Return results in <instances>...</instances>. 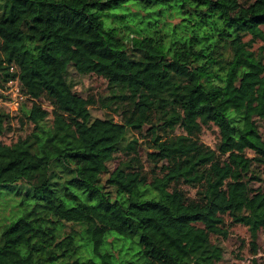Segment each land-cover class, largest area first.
Returning <instances> with one entry per match:
<instances>
[{
	"label": "trees",
	"instance_id": "obj_1",
	"mask_svg": "<svg viewBox=\"0 0 264 264\" xmlns=\"http://www.w3.org/2000/svg\"><path fill=\"white\" fill-rule=\"evenodd\" d=\"M167 2L0 0V86L17 78L25 96L15 111L0 104V134L19 110L33 126L0 140V192L23 194L17 217L0 227V264H228L210 238L226 235L224 214L246 226L252 254L259 233L264 240V185L250 189L264 166L255 122L264 118V45L252 46L264 41V0ZM127 3L170 5L183 19L177 31L148 19L129 37L133 55L123 29L107 24L139 14ZM67 47L83 55L72 63L78 73L106 77L102 101L119 120L91 116L96 99L76 92L60 64ZM209 123L214 147L198 138ZM144 126L160 173L149 179L134 155L107 171L116 152L136 150V138L121 145L128 128Z\"/></svg>",
	"mask_w": 264,
	"mask_h": 264
},
{
	"label": "rangeland",
	"instance_id": "obj_2",
	"mask_svg": "<svg viewBox=\"0 0 264 264\" xmlns=\"http://www.w3.org/2000/svg\"><path fill=\"white\" fill-rule=\"evenodd\" d=\"M172 0H168L167 3H170ZM240 4H246L249 0H236ZM127 7V11L134 13H139L138 15L132 17L133 20L127 19H116L113 16L107 17V24H115L119 28L121 27L123 30L121 35L125 43L127 44V50L135 54L134 50L130 47L129 37L133 34L146 31V21L148 19L156 21V29L159 31H164L166 28H174L175 31L178 30L176 27L177 24L183 19L181 15L178 14L176 8H173L170 5L159 6V7H148L146 9L138 8L136 5L132 3L125 4ZM121 11H117L116 13H120ZM110 15H115L111 13ZM130 18V15H128ZM123 25H130L131 29L125 28ZM261 28L264 32V26L261 25ZM248 35L244 36V39H248ZM259 44L264 45V41L255 40L252 44L253 48H256ZM216 49H221V55L226 56L229 52V47L221 43V41L215 42ZM83 55L77 50L67 47L62 51V54L59 58L60 64L62 67H67L68 72L67 76L69 80L73 84V89L79 94L85 97H93L96 99L95 103L89 106L91 116L92 117H113L115 120H119L120 116L115 112L110 105L103 104L102 97L107 94V79L102 75H98L95 73H86L81 74L78 73L74 67L72 66L73 62H78L81 60ZM6 85V83H5ZM17 83L11 82L8 85V89L1 90L0 89V99L1 104L4 105L11 111H15L19 108L21 101L25 98H22L17 93ZM3 91V92H2ZM17 101L20 102L17 105ZM39 102H41L42 106L45 107L48 111L51 110L52 106L49 101L40 98ZM30 104L29 101L24 100L23 104ZM14 113V112H13ZM21 113V114H20ZM23 119V120H21ZM52 115L51 113L44 119V124H51ZM256 126L261 134L264 136V118L256 119ZM10 128L4 129V131L0 134V140L10 143L13 142L19 135H23L30 131L33 126L28 123L22 115V111L19 110V113L10 117L9 121ZM178 129H175L173 132H178ZM160 134L162 131H158ZM137 139L135 143V151H131L126 154L125 150H119L116 152L115 156L107 161V171L113 170L116 166L120 165V163L134 155L137 159H140L143 164V171L146 173L147 177L150 179L154 173H160V165L163 164L164 160L154 161L148 155L149 152L154 150L153 142L151 140L150 133L147 131V127L144 126L141 130H134L128 128L126 135L124 136L121 145H126L131 139ZM199 141L202 143L214 147L215 143L218 139L217 129L213 124L203 125L201 127L200 132L198 133ZM107 171L101 174V182L104 183L105 189L110 192L113 197H116L115 189L112 185L107 184L105 182V178L107 176ZM264 185V166L260 167V180H252L250 181V189L252 192H256ZM184 192L188 196H192L194 194V187H190L188 184H180L179 185ZM23 196L22 193L16 194L2 190L0 192V227L4 226L10 220L17 217L19 214V201ZM224 226L227 229V233L225 236H219L215 234H211L210 238L212 241L218 242L223 249L222 261L226 263H234V264H250V259L252 256L256 258L257 261L264 264V240L261 233L258 234L257 237V248L255 253H251L248 245V231L245 225L237 222H230V218L228 215H223ZM69 229V226L66 228ZM85 255L89 257V255L85 252ZM79 264H90V262L82 261Z\"/></svg>",
	"mask_w": 264,
	"mask_h": 264
},
{
	"label": "built area",
	"instance_id": "obj_3",
	"mask_svg": "<svg viewBox=\"0 0 264 264\" xmlns=\"http://www.w3.org/2000/svg\"><path fill=\"white\" fill-rule=\"evenodd\" d=\"M12 68V67H11ZM16 82L17 83V93L20 95V96H22L23 95V97L22 98H24L25 96H24V94H23V92H22V90H21V88H20V85H19V81H18V79L17 78H13V79H10L7 83H6V85L5 86H0L1 88H5V89H8V85L11 83V82ZM0 88V89H1ZM1 90H3L4 91V89H1ZM2 91V92H3ZM0 102H1V99H0ZM18 103H20V102H18L17 101V105H18ZM1 104V103H0Z\"/></svg>",
	"mask_w": 264,
	"mask_h": 264
}]
</instances>
